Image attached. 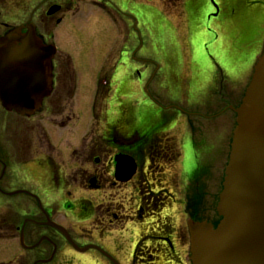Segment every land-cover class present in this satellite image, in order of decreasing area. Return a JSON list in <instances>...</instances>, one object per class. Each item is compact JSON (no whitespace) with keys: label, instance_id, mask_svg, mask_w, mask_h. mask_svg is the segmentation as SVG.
Segmentation results:
<instances>
[{"label":"flooded vegetation","instance_id":"af4514ba","mask_svg":"<svg viewBox=\"0 0 264 264\" xmlns=\"http://www.w3.org/2000/svg\"><path fill=\"white\" fill-rule=\"evenodd\" d=\"M205 2L206 16L223 20L214 27L216 37L233 31V15L253 20L252 37L240 47L248 54L264 13H233L229 0H214L218 9ZM135 8L145 22L154 16L160 25L169 24L148 0H0V37L19 28L55 49L52 92L33 114L8 110L0 100V243L17 249L13 260L0 264H28L31 257L32 264H191L187 221L198 217L201 192L180 176L179 112L155 96L176 94L186 72L196 75L194 70L181 67L179 57L152 68L157 59L136 64L127 57L126 65L117 56L107 58L96 80L90 60L75 59L65 49L100 46L131 51L134 58L137 50L164 45L162 37L150 36ZM88 10L96 11L93 19ZM200 10L201 4L191 15L200 16ZM198 68L208 75L206 64ZM80 72L90 76L78 79ZM123 77L127 84L118 96ZM192 80L187 92L210 90ZM80 121L86 126L71 143L66 135ZM215 207L203 206L204 219L215 223ZM125 230L132 231L129 239ZM25 251L31 252L28 258Z\"/></svg>","mask_w":264,"mask_h":264},{"label":"rangeland","instance_id":"374dc122","mask_svg":"<svg viewBox=\"0 0 264 264\" xmlns=\"http://www.w3.org/2000/svg\"><path fill=\"white\" fill-rule=\"evenodd\" d=\"M209 1L215 6L214 0ZM229 1L234 9L233 13L238 11L237 13L244 12L246 15L247 12H250L254 8H257L259 13H264V3L257 5L248 4L245 0ZM148 2H150V5L153 7H156L157 10H161L163 14L168 17V25H160L154 16L151 17L150 20L148 18L145 22L143 13L138 12L139 10L137 8L134 9V13H136L137 19L140 20L141 23L148 24L150 36L152 35L153 37V35H157L159 38L162 37L161 40L164 42V45L159 44V46L155 45V47H149L148 49L137 50L134 54V58L130 53L131 51L124 50L121 52L120 50L100 46H92L89 48H83L84 50H82L74 44H69L65 45V49H67L75 59L84 60L85 57L88 58L90 60L91 69L92 67H96V71L91 73L95 76L96 80L100 77L102 67H104L107 58H114L117 56L119 58L123 57L119 63L126 65L129 64L127 57L136 64H143V59L145 58L157 59H152V68H155L154 63L161 64V61H167V57H179L182 59V63L180 64L181 67H184L187 70V67L191 66L196 74H192V77L195 80H198L200 85H205L206 81L205 79H202L206 77L203 75L202 69L197 71L201 64H206L208 71L211 72L210 79L213 86L217 85L219 87L223 79V72L227 73L226 70H228L230 80H224V88L219 87L218 89L217 87L210 91L208 90V92L201 90L198 94L189 93L186 89L193 86V84L191 81L186 82L187 75L189 74L186 72V79L182 80V90L176 94L162 91L155 96L159 103L164 106H171L169 108L170 112L173 113L174 111H177L183 115L179 114V131L177 132L176 137V141L181 148L179 165L181 170L180 176L185 184L190 182L192 185H199L201 192V206L198 218L204 219L206 218V213L202 208L203 206L214 207V205L217 204L219 193L222 190L225 167L229 161V146L233 131L232 128L235 126V115L230 109H227V107H229L227 104L229 103L228 99L231 101L233 100L230 103L231 105L235 103L239 105L241 102V97L243 96L245 87L250 80V75L253 72L257 55H259L262 50L261 41L263 42L264 40V23L260 25L261 28L256 33L254 47L252 48L249 45V51L248 54H246V52L242 51L240 47L241 43H245L247 37L249 36L251 38L253 34V20L248 15L245 18H242L239 15H233V31L231 33H226V35H223L222 33L219 37H216L218 36V32L214 30V27H217L223 22V20L219 16L213 17L212 19H209V17L206 16L208 4L205 0H187L186 12L188 17H185L187 18V23L183 20L182 15L183 0H148ZM200 4V16L198 15L194 17L191 15L193 13L192 9ZM223 11L226 12V9ZM96 14V11L93 10H88L86 13V15L92 19ZM251 15L255 18L259 17L255 12H252ZM224 18L225 17H223V19ZM70 24L75 27L79 26L75 20H72ZM208 30H213L215 36L212 33H209ZM226 36H228L229 39ZM154 40L156 41L155 38ZM163 46L169 51H166ZM178 48L179 53L176 54ZM229 48L230 50H228ZM172 50L174 52H172ZM81 51L83 54L78 55ZM225 53L227 54L223 56ZM187 63H191L192 65ZM225 65H227L228 68L225 67ZM80 75L81 76H78V79L84 76H90L89 73L84 72H80ZM158 75L159 77L162 76L159 72ZM121 78L122 77H120V79ZM229 81L231 84H229ZM126 84L127 78L123 77V80L120 81V85H118V89L115 91L116 95L119 96L126 87ZM232 86L233 88L236 86L238 93L235 94L236 97L229 98L225 92L232 90ZM139 88L141 90V87ZM139 88L137 87L136 89L138 90ZM147 88L150 89L147 85H144V90ZM145 92L147 93V91ZM211 100H213V103L208 104ZM177 104H179L182 109L179 108ZM85 116L86 118H88V116L91 117L90 114ZM93 120L94 119L89 118L90 122ZM83 123L84 121L76 123L73 126V130L66 135L71 143L78 141L81 130L86 126ZM210 214L211 216L209 215V217L214 215L212 210ZM54 219L56 220V217H54ZM213 220H219L216 213ZM60 222L63 223L62 221ZM181 223H183V221ZM46 231L49 232L48 229H46ZM125 232L130 234L125 236L129 239L132 231L125 230ZM7 244L8 243L5 242L0 243V259L4 261L7 259L13 260L17 256V249H14L13 246ZM28 253L31 252H24V256L26 255L25 258L30 256ZM28 259L30 260L28 264H32V257Z\"/></svg>","mask_w":264,"mask_h":264},{"label":"water","instance_id":"95a60500","mask_svg":"<svg viewBox=\"0 0 264 264\" xmlns=\"http://www.w3.org/2000/svg\"><path fill=\"white\" fill-rule=\"evenodd\" d=\"M54 53L32 31L15 28L0 37L4 107L22 115L39 108L52 90ZM233 109L237 125L217 204L222 218L217 226L189 220L192 264H264V49L242 103Z\"/></svg>","mask_w":264,"mask_h":264},{"label":"trees","instance_id":"16d2710c","mask_svg":"<svg viewBox=\"0 0 264 264\" xmlns=\"http://www.w3.org/2000/svg\"><path fill=\"white\" fill-rule=\"evenodd\" d=\"M248 4H263L264 2H262V1H264V0H245ZM231 3V2H230Z\"/></svg>","mask_w":264,"mask_h":264}]
</instances>
